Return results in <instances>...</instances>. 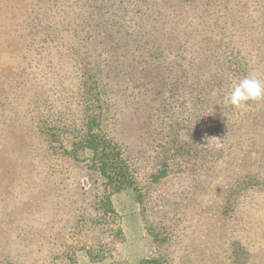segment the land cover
Wrapping results in <instances>:
<instances>
[{"label": "rangeland", "instance_id": "374dc122", "mask_svg": "<svg viewBox=\"0 0 264 264\" xmlns=\"http://www.w3.org/2000/svg\"><path fill=\"white\" fill-rule=\"evenodd\" d=\"M250 74L264 0H0V264H48V246L56 264H264V102L223 104ZM92 133L137 182L112 196L124 241L94 243L70 208L56 220L44 192L33 235L29 186L59 145L85 181L92 152L73 144Z\"/></svg>", "mask_w": 264, "mask_h": 264}, {"label": "trees", "instance_id": "16d2710c", "mask_svg": "<svg viewBox=\"0 0 264 264\" xmlns=\"http://www.w3.org/2000/svg\"><path fill=\"white\" fill-rule=\"evenodd\" d=\"M203 33L204 32H202V34ZM55 134V131L51 132V135L55 136ZM73 147L74 151L83 149L92 152V158L90 160L92 164L89 167L87 165V167H84L86 168L88 178H85V181H74L69 175L64 174L60 154H66V151L62 145L54 148L55 158L52 160L54 166L48 168L45 178L36 174L31 183V187L29 186L31 196L30 213L33 223L32 228L35 229L33 235L38 231L40 223L39 202L42 192H44L43 194L48 197L51 203L52 210H56L59 205L61 206V209L57 210L58 212L54 214L56 220H59L58 216L60 213H62V215L65 214L66 210L64 209L70 208L72 213L75 214L73 218L75 223L72 225V228L79 230L80 234L92 238L94 243L101 245L100 242L104 239H118V242H123L124 235L122 230L120 228L115 229L118 214L113 207L112 196L125 188L134 187L137 182L133 177L132 171L122 151L117 147L110 146L103 137L95 135L94 133L88 135L84 134L81 138H76ZM75 158L79 160L77 156ZM166 173L163 172L161 175L157 176V180L160 179L161 176H165ZM74 186L77 191H79L75 192L77 198L75 201H72V203H68L67 199H69V197H67V195L70 193L71 187ZM90 186H98L100 190L92 199H87L89 196H87L86 190ZM59 221L61 222V219ZM52 222L55 221L52 220ZM55 224L57 223H52L49 229L55 228ZM58 232L61 231L59 230L57 233ZM37 241H39L38 237L33 239L31 248L35 249L42 246ZM57 242L58 241L54 242L55 244L53 245L59 247L61 244ZM102 248L103 246L100 247V254L97 255H93L90 250L86 248H84V250L92 261H101L104 259L101 255L103 252ZM44 249L45 253L43 256L47 263L51 264L53 261V263L56 264V261L60 259L57 252L50 249V246ZM40 251L39 249V252ZM36 259L35 257L34 260ZM4 264H24V262L5 261Z\"/></svg>", "mask_w": 264, "mask_h": 264}, {"label": "clouds", "instance_id": "9594fccd", "mask_svg": "<svg viewBox=\"0 0 264 264\" xmlns=\"http://www.w3.org/2000/svg\"><path fill=\"white\" fill-rule=\"evenodd\" d=\"M264 102V80L256 74L239 79L223 96V104L233 110H246L250 104Z\"/></svg>", "mask_w": 264, "mask_h": 264}]
</instances>
